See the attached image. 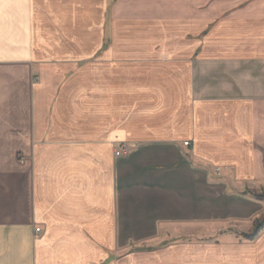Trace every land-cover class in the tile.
<instances>
[{
  "label": "crops",
  "instance_id": "1",
  "mask_svg": "<svg viewBox=\"0 0 264 264\" xmlns=\"http://www.w3.org/2000/svg\"><path fill=\"white\" fill-rule=\"evenodd\" d=\"M262 190L264 0H0V264H264Z\"/></svg>",
  "mask_w": 264,
  "mask_h": 264
},
{
  "label": "rangeland",
  "instance_id": "2",
  "mask_svg": "<svg viewBox=\"0 0 264 264\" xmlns=\"http://www.w3.org/2000/svg\"><path fill=\"white\" fill-rule=\"evenodd\" d=\"M192 153V152H191ZM258 193H264V190ZM264 216V213L262 217ZM248 227L247 225H218V224H208L202 226H184L176 227L170 237H183V238H198V237H209V238H220L224 235L230 237L231 235H237L238 232H241ZM239 229V230H237ZM243 229V230H242ZM220 230V231H219ZM217 231V232H216ZM251 232V231H250ZM241 238L240 235L236 236Z\"/></svg>",
  "mask_w": 264,
  "mask_h": 264
},
{
  "label": "built area",
  "instance_id": "3",
  "mask_svg": "<svg viewBox=\"0 0 264 264\" xmlns=\"http://www.w3.org/2000/svg\"><path fill=\"white\" fill-rule=\"evenodd\" d=\"M190 141H184L183 142V145L186 146V147H189L190 146ZM134 148V144L130 143V142H121V143H118L115 145V148H114V154L116 157H119V156H126L128 155L132 149ZM213 171L217 174H220L221 173V169L219 167H215L213 169ZM41 231L40 228H36V233L39 234Z\"/></svg>",
  "mask_w": 264,
  "mask_h": 264
},
{
  "label": "trees",
  "instance_id": "4",
  "mask_svg": "<svg viewBox=\"0 0 264 264\" xmlns=\"http://www.w3.org/2000/svg\"><path fill=\"white\" fill-rule=\"evenodd\" d=\"M256 197L264 200V193L256 194ZM264 230V216L257 218L254 222V227L251 232L241 233L240 236L246 240H254Z\"/></svg>",
  "mask_w": 264,
  "mask_h": 264
}]
</instances>
